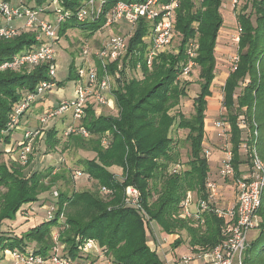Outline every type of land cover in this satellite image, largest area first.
Returning <instances> with one entry per match:
<instances>
[{"label":"trees","instance_id":"obj_1","mask_svg":"<svg viewBox=\"0 0 264 264\" xmlns=\"http://www.w3.org/2000/svg\"><path fill=\"white\" fill-rule=\"evenodd\" d=\"M58 1L61 7L76 11L84 0ZM118 1L131 0H107L96 22L66 21L60 26L59 37H65L66 32L72 29H86L89 36L93 35L103 25L106 12ZM23 2L37 7L48 4L50 0ZM221 3L222 0H179L174 27L177 47L159 54L149 69L142 59L144 46L141 41L147 30L144 22L139 23L129 40L128 54L134 51L141 53L138 57L133 56L128 65L134 72L135 65L140 62V76L138 78L133 73V77L127 79L126 69L120 72L121 79L117 80L113 90L117 117L95 116L88 110L82 123L91 135L84 140L93 145L91 151L95 153L92 160L83 161V174L94 182L95 189L107 191L105 199L94 190L58 194L59 205L51 218L45 217L44 221L19 237L0 235V253L11 250L46 256L52 229L62 225L59 218L66 213L63 205L68 212L59 237L67 246L68 254L74 258L79 257L76 253L79 244L90 239L114 263L162 264L156 249L151 248L146 240L150 222L157 224L161 233L178 236L172 243L174 249L182 242L181 233L187 235L185 239L189 247H212L221 241L222 220L212 212L203 213L197 220L181 217L182 201L193 193L203 198L205 182L209 178L202 146L206 99L211 96L210 87L215 78L214 51L222 24L219 15ZM249 5L250 12H247ZM236 19L241 29L238 61L222 87L234 178L242 174L239 147L243 142L244 128L249 133L248 144L254 143L264 161V0H247ZM190 42L195 45L193 58H189L186 52ZM35 44V36L31 32L21 33L10 40L0 39V65ZM189 61L192 68L198 69L199 81V94L192 100L193 113L188 118L181 113L170 116V111L188 96L187 88L191 83L182 81L181 76ZM70 72H74L73 66L69 67ZM46 79L43 65L20 71L0 69V129L6 128L23 93L33 91ZM239 118H242L244 128L238 126ZM176 119V128L187 130L185 141L189 158L182 168L178 167L181 165L179 155L169 137ZM11 135L0 133L3 153L11 143ZM56 136L54 127L46 131L45 143L49 151H54L58 144ZM74 139L82 141L79 137ZM103 139H106V147L101 144ZM19 148L16 144L15 149ZM112 168L121 170V178H117ZM21 169L18 161L17 164L12 162L10 167L0 166V224L3 220H13L23 205L37 202L38 196L48 192L59 177L52 175L50 170L48 173L34 172L26 178ZM127 187L138 193L139 208L125 202ZM258 218L255 229L258 234L248 244L243 264H264V195ZM32 243L35 247L29 249L27 244Z\"/></svg>","mask_w":264,"mask_h":264},{"label":"built area","instance_id":"obj_2","mask_svg":"<svg viewBox=\"0 0 264 264\" xmlns=\"http://www.w3.org/2000/svg\"><path fill=\"white\" fill-rule=\"evenodd\" d=\"M200 1V0H198ZM232 8H235L242 0H227ZM55 7L47 9L40 6L31 7L19 0L17 5L10 1L0 0V39L10 40L21 33L31 32L35 36L36 44L30 49H25L14 55L9 61L0 65L1 70L20 71L22 69H33L39 66L46 68V80L38 83L33 91L24 92L10 115L5 129H0L1 134L11 135L19 125L24 116L30 112L37 102V98L45 91L57 86L55 80L57 64L55 60V42L59 37L60 26L66 21L96 22L107 4V0H84L76 11L63 8L58 0H50L48 5ZM179 0H131L118 1L113 4L104 16V23L99 30L112 29L113 34L107 40H100L99 46L89 45L87 42L81 46V56L87 58L82 66L75 70L77 76L76 92L73 101L62 103L42 115L33 127L25 125L23 139L17 143L20 147L18 162L25 165L32 153L34 139L43 138L50 120L55 117L64 118L65 112H69L70 123L63 130L64 136H80L89 139L91 135L82 126L88 110L95 116H100L104 107L113 103L112 91L116 87L117 80L121 79V71L129 68V61L133 56H140V51L128 54L129 40L132 38L140 22H144L147 33L141 39L144 65L151 68L153 60L171 45L175 36V11ZM53 15V20L47 17ZM241 29L238 26L232 36L236 47L239 42ZM195 45L190 42L187 46V55L194 57ZM238 61L236 54L232 55L231 70L235 69ZM192 69L189 61L183 70V75H188ZM141 63L135 65L134 73L140 74ZM85 74V76H84ZM238 126L244 128L242 118H239ZM215 127L222 130L229 127L226 123H215ZM223 131V130H222ZM256 135V133H254ZM9 146H12L11 139ZM106 147V139L101 142ZM8 146V147H9ZM246 154V169L241 176L234 178V170L231 165L232 154L226 150L218 170V176L224 183L232 179L230 186L233 193V203L226 208H220L217 202L221 199L222 187L210 178L205 182V195L203 198H192L187 196L181 203V217L186 220H197L203 213L212 212L218 219L222 220L220 227L221 241L212 247H188L189 254L177 256L166 253L167 249H159L160 252L168 254L166 264H243L244 252L248 246V234L258 226V210L264 195V161L260 158L254 143L250 146L241 143L239 147ZM81 176L76 171L73 178ZM107 194L105 189H102ZM125 202L138 205V193L135 189L127 187L125 190ZM56 199L57 193L53 192ZM193 208V209H191ZM46 217L54 215V207L45 209ZM174 240L177 235H173ZM56 238V235H55ZM161 248V247H160ZM79 257H71L66 247H50L47 255L27 254L13 251L9 264H119L114 263L106 257L93 240H84L76 248Z\"/></svg>","mask_w":264,"mask_h":264},{"label":"rangeland","instance_id":"obj_3","mask_svg":"<svg viewBox=\"0 0 264 264\" xmlns=\"http://www.w3.org/2000/svg\"><path fill=\"white\" fill-rule=\"evenodd\" d=\"M12 5H17L19 0H9ZM24 1V0H22ZM247 0H242L235 8H232L227 0H222V3L219 7V15L222 21L221 27L217 34L215 40V69L214 75L215 78L211 85V93L213 97L216 98L218 104L217 112L210 114L208 110L206 111V117L204 121L205 129L211 127V130H206L204 139H203V156L207 159L208 167L210 169L209 178L213 181H216L221 187V199L217 202L218 207L226 208L233 203V193L230 185L232 184V179H227L222 182L218 176V170L221 166L222 159L226 150H230L229 143V130L227 127H223L222 130H219L215 127V123H226L225 122V110L222 105V87L221 82L225 75L229 74V71L232 68L231 57L236 54V45L232 41V36L234 35L235 30L239 26L237 24L236 15L240 12L241 7ZM47 6L50 7V4L47 3L41 5V8L47 9ZM55 6L52 5L50 8L53 9ZM247 12H250V5L247 8ZM49 20H53V15L47 17ZM254 19V18H252ZM113 34L112 29L98 30L93 35L89 36V32L86 29H72L66 32L65 37L60 38L55 42V60L57 64V70L55 75V80L57 86L53 87L49 91H45L38 98L37 102L34 104V107L26 115L27 126L33 127L42 115L46 114L47 111L59 107L62 103H68L74 100L76 92V82L77 76L75 70L80 68L84 61H87V58L81 56V46L86 42L92 46H99L100 40H107ZM178 44L177 36H174L171 45H169L166 50L173 51L176 49ZM73 66L74 72L69 73V67ZM132 71L125 70V77L127 79L133 77ZM139 78L140 74L135 73ZM198 69L192 68L191 72L188 75L181 76L182 81L190 82V86L187 88L188 96L180 100L179 105L170 111V116H176L177 113H181L186 118L190 117L193 113L192 100L199 94L198 87ZM85 76V74H84ZM113 94V91H112ZM114 95V94H113ZM117 105L113 99V103L109 107H104L101 110L100 116L106 117H117ZM64 118L55 117L49 121L46 131L50 127H54L57 130L56 139H58V144L54 147V151H49L46 148L45 137L39 139L36 138L32 144V155L29 157L28 163L22 165L19 162V165L22 166L21 174L24 177H30L34 172L48 173L51 170V174L59 177L54 181L51 189L38 196L37 202L25 204L20 210L16 213L13 220H3L0 224V235H12V236H21L35 225L39 224L41 221L45 220L46 217V207L53 206L54 213L58 207V194L66 193L70 194L73 191H97L99 196L102 199H105V194L102 191V188L95 189V184L83 174V161L92 160L95 157V153L91 151L92 144L88 143L86 140L80 136H64L63 130L65 126L69 124V112L64 113ZM24 116L26 118L27 116ZM22 118L19 122L17 130L11 135L13 140L12 146H6L5 152H2L3 147L0 146V166L6 165L10 167L11 163L14 162L17 164L20 151L15 149V145L18 141L23 139L22 133L25 131L27 126L25 125V119ZM178 119L175 120L174 126L171 128L169 137L172 140V145L178 152V162L180 166L185 167L186 162L189 158V150L185 141L187 135V130H179L176 128ZM74 137H79L82 141H77ZM243 143L248 144L249 133L246 128L243 129L242 133ZM219 155V156H218ZM240 155L243 161V164L240 167L241 172L246 169V154L243 149L240 148ZM174 166H172L173 168ZM179 167V168H180ZM177 169V165H176ZM175 169V171H176ZM76 171L81 173V176L74 179L73 176ZM111 171L115 173L117 178H121V170L119 168H112ZM53 192L57 193L56 199L53 198ZM188 196L192 198H197L198 195L195 193L189 194ZM62 209L66 212L65 215H61L59 222L62 224L60 227H55L52 229L50 234V247H67L62 241H60L59 233L64 230V221L67 216V209ZM193 209V208H191ZM146 233V240L148 245L151 248L156 249L159 254V259L162 264H166V257L168 254L160 252L159 249L165 247L167 249L166 253H172L173 248V235H166L160 232V229L157 224L154 222L148 223ZM257 230H251L248 234V244L257 236ZM56 235V238H55ZM182 242L174 250V254L177 256H186L188 252V243L185 237V233H181ZM186 235V236H185ZM29 249H34L35 245L27 244ZM97 247V246H96ZM161 247V248H160ZM11 250H5L0 253V264H9L12 256ZM46 264H51L49 261Z\"/></svg>","mask_w":264,"mask_h":264},{"label":"crops","instance_id":"obj_4","mask_svg":"<svg viewBox=\"0 0 264 264\" xmlns=\"http://www.w3.org/2000/svg\"><path fill=\"white\" fill-rule=\"evenodd\" d=\"M227 76L228 75H225L224 76V78H223V80L221 82V87H223L224 81L226 80ZM211 88L212 87H210V90H211ZM206 101H207V110H208V112H210V114H214V112H217V110H218L219 107H218V104H217V100H216L215 97H213V94L212 93H211V96L206 99ZM206 130H211V127H207V125H206L205 131ZM209 174H210V169H209ZM164 248L165 247H162V250ZM174 250H173V252H174Z\"/></svg>","mask_w":264,"mask_h":264}]
</instances>
